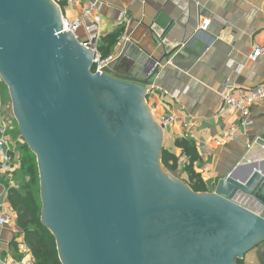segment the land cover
<instances>
[{
  "label": "water",
  "instance_id": "water-1",
  "mask_svg": "<svg viewBox=\"0 0 264 264\" xmlns=\"http://www.w3.org/2000/svg\"><path fill=\"white\" fill-rule=\"evenodd\" d=\"M53 0H0V76L37 156L62 264H237L264 242V174L195 193L162 164L149 73H93Z\"/></svg>",
  "mask_w": 264,
  "mask_h": 264
},
{
  "label": "crops",
  "instance_id": "crops-1",
  "mask_svg": "<svg viewBox=\"0 0 264 264\" xmlns=\"http://www.w3.org/2000/svg\"><path fill=\"white\" fill-rule=\"evenodd\" d=\"M92 1L69 0L65 14L79 18ZM99 13V46L106 45L105 39L116 41L110 56H115L113 67L118 66L119 74L143 79L160 64L152 81L178 94V101L155 91L147 97L148 109L158 125L162 116L176 117L175 124L164 129V149L179 156L177 140L187 135L195 143L200 155L195 171L204 177L208 193L240 165V179L252 167L264 174V101L253 106L254 126L237 141L227 134L240 126L239 116L228 109L219 115L226 84L234 87L237 97L264 86V57L249 60L255 46H264V0H105ZM206 20L211 25L201 30ZM79 35L84 38L83 29ZM17 138L20 144L22 137ZM15 151L21 157L19 146ZM17 184L15 175L0 170V201L9 212L8 188ZM0 247L10 262L23 258L10 230L0 229ZM242 262L264 264V242L249 250Z\"/></svg>",
  "mask_w": 264,
  "mask_h": 264
},
{
  "label": "built area",
  "instance_id": "built-area-1",
  "mask_svg": "<svg viewBox=\"0 0 264 264\" xmlns=\"http://www.w3.org/2000/svg\"><path fill=\"white\" fill-rule=\"evenodd\" d=\"M69 0H53L62 12L63 20V33L70 31L72 36L80 43V45L93 51L94 59V74L104 75L105 68H111L116 62L115 56L103 57L100 51L99 42L101 41V24L102 16L99 13L101 5L105 0H93L88 3L83 9L82 15L76 19H68L65 14V6ZM78 0H74V4H78ZM211 25L210 20L204 21L201 30H208ZM84 31V38L79 33L80 30ZM264 57V46H255L253 53L250 55L249 60L257 62ZM160 64H154V67L149 72L151 80L156 79ZM153 82V81H152ZM3 79L0 76V170L5 171V174H13L19 167L20 156L16 153L18 147V139L14 140L9 136L10 128L15 124V116L13 110L12 100L6 98L5 91L2 88ZM159 91L162 95L178 101V94H170L168 91H163L155 84L147 89V95L150 96L153 92ZM221 101L223 108L220 110L219 115H223L226 109L235 112L240 118V126H233L228 131V139L230 141H237L242 135H246L248 130L254 126L252 120V108L255 104L264 101V86H258L245 96H235L234 87L226 84L221 93ZM11 112V116L8 113ZM176 117L172 115L162 116L159 120V125L166 129L174 125ZM188 125H186V128ZM188 136L186 135V138ZM221 145L220 142H217ZM179 168L180 170L186 165L188 158L185 155H179ZM0 229H7L13 232L14 242L17 249L22 254L23 258L20 261H9L4 257V252L0 247V264H34L33 256L28 249L23 234L19 232L16 227L15 215L6 210L3 202L0 201Z\"/></svg>",
  "mask_w": 264,
  "mask_h": 264
},
{
  "label": "trees",
  "instance_id": "trees-1",
  "mask_svg": "<svg viewBox=\"0 0 264 264\" xmlns=\"http://www.w3.org/2000/svg\"><path fill=\"white\" fill-rule=\"evenodd\" d=\"M105 40L106 45L100 51L106 58L111 54V44L114 46L116 41L110 44L109 39ZM2 88L8 90L4 83H2ZM15 123H17L16 120ZM21 140L18 145L21 153V167L13 173L18 186H9L8 203L11 212L15 215L16 227L23 234L25 243L33 256L34 264H62L56 238L41 221L43 204L40 197L37 156L23 138ZM175 146L181 150L182 155L188 158L182 171L178 165L179 157L169 150L163 149L162 164L173 174H186V183L195 193H208L204 177L195 171V164L200 161L195 143L182 138L176 141ZM237 264H243L242 260H238Z\"/></svg>",
  "mask_w": 264,
  "mask_h": 264
},
{
  "label": "rangeland",
  "instance_id": "rangeland-1",
  "mask_svg": "<svg viewBox=\"0 0 264 264\" xmlns=\"http://www.w3.org/2000/svg\"><path fill=\"white\" fill-rule=\"evenodd\" d=\"M66 17L68 19H72L71 15H69V13H67ZM149 99V98H148ZM9 116H11V112L8 113ZM17 130L19 132V134L17 135ZM9 136L14 139V140H17L19 136H22V133L21 131L19 130V125L18 123H15L11 128H10V131H9ZM182 171V170H181ZM175 177H177L179 180L185 182V178H187V176L185 174L183 175H176L174 174ZM40 177V176H39ZM40 197H41V182H40ZM42 201V200H41ZM20 254V253H19ZM23 257V256H22Z\"/></svg>",
  "mask_w": 264,
  "mask_h": 264
}]
</instances>
